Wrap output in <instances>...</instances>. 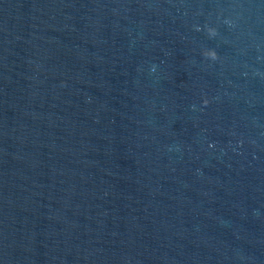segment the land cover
<instances>
[{
	"label": "water",
	"instance_id": "obj_1",
	"mask_svg": "<svg viewBox=\"0 0 264 264\" xmlns=\"http://www.w3.org/2000/svg\"><path fill=\"white\" fill-rule=\"evenodd\" d=\"M0 264H264V0H0Z\"/></svg>",
	"mask_w": 264,
	"mask_h": 264
},
{
	"label": "clouds",
	"instance_id": "obj_2",
	"mask_svg": "<svg viewBox=\"0 0 264 264\" xmlns=\"http://www.w3.org/2000/svg\"><path fill=\"white\" fill-rule=\"evenodd\" d=\"M199 30V29H198ZM207 32H208V35L210 38L212 37H215L217 35V31L215 28H208L207 29ZM203 55L211 60H216L218 57H217V53L215 50H212V49H209V50H206ZM203 104L204 105H207L208 104V100L205 99L203 101Z\"/></svg>",
	"mask_w": 264,
	"mask_h": 264
}]
</instances>
